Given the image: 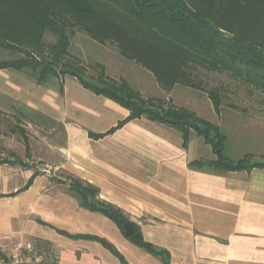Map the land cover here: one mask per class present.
Here are the masks:
<instances>
[{"label":"crops","instance_id":"crops-1","mask_svg":"<svg viewBox=\"0 0 264 264\" xmlns=\"http://www.w3.org/2000/svg\"><path fill=\"white\" fill-rule=\"evenodd\" d=\"M0 98L11 110L0 112L7 127L0 130L1 248L30 246L61 264H121L104 240L127 264H165L129 242L111 219L82 207L68 189L76 178L135 221L170 264H264V167L193 168V160L214 158L211 146L191 132L184 147L178 131L146 117L107 133L128 110L74 77L37 84L0 69ZM16 104L32 112H12ZM200 113L221 129L222 112ZM226 113L232 135L225 149L259 160L264 112Z\"/></svg>","mask_w":264,"mask_h":264},{"label":"trees","instance_id":"trees-1","mask_svg":"<svg viewBox=\"0 0 264 264\" xmlns=\"http://www.w3.org/2000/svg\"><path fill=\"white\" fill-rule=\"evenodd\" d=\"M77 31L99 44H114L122 57L150 72L165 91L182 85L204 92L219 113L225 89L222 80L210 84L214 74L264 94V0H0V49L19 54L1 59L0 69L22 72L37 84L74 77L93 93L113 100L129 114L107 133L139 117L178 131L184 147L191 132L196 133L211 146L214 158L193 160V168L264 167V155L259 160L251 153L230 159L224 151L226 135L217 124L170 99L144 98L128 81L108 76L102 64H94L95 76H85L80 58L69 52ZM68 189L82 207L111 219L129 242L170 264L168 252L145 241L139 225L121 209L98 200L95 187L70 178ZM99 241L127 264L112 245Z\"/></svg>","mask_w":264,"mask_h":264},{"label":"rangeland","instance_id":"rangeland-1","mask_svg":"<svg viewBox=\"0 0 264 264\" xmlns=\"http://www.w3.org/2000/svg\"><path fill=\"white\" fill-rule=\"evenodd\" d=\"M46 39L49 41L54 40L51 35H47ZM69 52L71 55H74L80 58L82 65L85 69V76H95L98 71L94 67L95 63H104L106 65L105 71L106 74L114 79L122 78L135 89L141 91V94L144 98L147 97H159L165 101L170 99L172 102V97L175 99L176 106H183L185 102L187 106H183L188 110L195 109L193 112H202V117L211 118L209 112H215L211 101L206 97L204 92L178 85L177 89L170 96V91H165L157 83H155L154 78L150 72L142 68L140 65L136 64L133 61L127 60L122 57L114 44L105 43L99 44L96 41L92 40L85 33L81 31L75 32L74 36L71 38V44L69 47ZM19 57V54L13 50L0 49V60L1 59H11ZM102 63H101V62ZM222 80L221 84L225 89V97L220 107V112H222V121H221V131L228 136L232 135L229 133L231 128L229 122L227 121L226 112H264V94L259 91H255L252 88H249L238 81L230 80L224 75L214 74L212 80L210 81L211 85H215L217 80ZM50 80H53L50 79ZM49 80V82H50ZM3 98H0V112H9L10 108ZM12 112H32L29 108H26L24 105L16 104L14 105ZM189 107V108H188ZM11 111V110H10ZM208 115V116H207ZM213 118V117H212ZM5 125V124H4ZM49 126V125H48ZM228 126V127H227ZM226 128L227 132L226 133ZM0 130L6 131V126H0ZM29 132L30 129L26 130ZM16 136L19 141H21L19 132H16ZM50 139V138H49ZM54 141V140H52ZM225 154L228 157H231L232 160H237L239 158V150L235 149L232 145H226ZM232 147V148H231ZM257 158L253 156V160ZM14 245H6L3 248L0 247V255L6 257L10 252L13 251ZM16 247V246H15ZM13 248V249H12ZM28 253L25 249L21 247L19 251V258L21 264H25L24 260L27 257ZM29 255H32L29 253Z\"/></svg>","mask_w":264,"mask_h":264},{"label":"built area","instance_id":"built-area-1","mask_svg":"<svg viewBox=\"0 0 264 264\" xmlns=\"http://www.w3.org/2000/svg\"><path fill=\"white\" fill-rule=\"evenodd\" d=\"M25 249L28 253L27 257L24 260L25 264H61L54 259L46 258L43 254L34 251L30 246H16L10 254L6 257L0 255V264H21L19 258V251ZM32 255H29V253Z\"/></svg>","mask_w":264,"mask_h":264}]
</instances>
